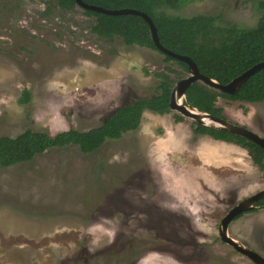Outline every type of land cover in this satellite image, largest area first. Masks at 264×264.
<instances>
[{"label": "rangeland", "instance_id": "rangeland-1", "mask_svg": "<svg viewBox=\"0 0 264 264\" xmlns=\"http://www.w3.org/2000/svg\"><path fill=\"white\" fill-rule=\"evenodd\" d=\"M262 2L161 10L249 28ZM92 21L56 0H0V135L88 130L156 94L157 73L176 82L190 74L156 49L98 36ZM25 89L28 103L20 102ZM218 105L264 137V102L221 96ZM177 114L146 110L137 130L95 152L69 145L0 167V264H256L221 239L219 225L264 189V168L239 145L196 135L195 120ZM229 234L264 256V207L233 220Z\"/></svg>", "mask_w": 264, "mask_h": 264}, {"label": "trees", "instance_id": "trees-1", "mask_svg": "<svg viewBox=\"0 0 264 264\" xmlns=\"http://www.w3.org/2000/svg\"><path fill=\"white\" fill-rule=\"evenodd\" d=\"M84 1L107 9L131 8L148 13L165 47L190 56L203 74L223 84L264 61V11L253 27L243 28L233 25L217 28L215 25L217 17L214 15L199 13L185 17L170 15L161 10L165 6L178 9L192 0ZM56 3L67 11L79 6L76 0H56ZM262 7L264 9V2ZM83 11L93 18L91 29L98 36L110 40L120 37L128 46L138 45L162 52L155 45L150 25L143 17L136 14H107L86 8H83ZM165 56L167 60H173L188 70L186 62L167 54ZM157 76L161 80L156 94L118 106L99 126L88 130L69 129L56 134L27 128L16 137L0 135V167H10L30 161L49 149L69 145H77L84 153L95 152L108 139H119L124 133L137 130L146 110L158 114L171 112V93L176 80L165 71L157 73ZM221 96L233 101L264 102V67L251 75L233 94L196 81L187 89L186 102L201 111L226 118L224 108L218 105V98ZM30 100L31 92L25 89L20 102L28 103ZM177 118L182 120L185 117L177 114ZM193 131L196 135H207L215 140L234 143L245 148L254 162L264 168V149L257 143L196 121ZM261 207H264V197L257 202L253 210ZM243 214L245 212L237 215L234 220Z\"/></svg>", "mask_w": 264, "mask_h": 264}, {"label": "water", "instance_id": "water-1", "mask_svg": "<svg viewBox=\"0 0 264 264\" xmlns=\"http://www.w3.org/2000/svg\"><path fill=\"white\" fill-rule=\"evenodd\" d=\"M76 1L78 5L83 8L92 9L102 13L114 14V15L136 14L143 17L150 25L152 37L157 48L167 55H170L176 59L186 62L188 65V70L190 74L187 77L179 79L173 87L171 93V103H170L171 109L176 110L185 117H190L194 119L196 122L200 124L212 125L216 128H220L234 135L247 138L257 143L264 149V137L258 135L256 132L252 131L248 127L231 122L226 118H222L210 114L208 112L201 111L186 102L187 89L189 88L190 85H192L196 81L203 82L204 84L214 87L220 91L233 94L244 82L248 80V78L251 75H253L255 72H257L258 70L264 67V61L255 64L248 70L244 71L242 74L232 79L230 82L223 84L217 79L203 74L200 71L195 60H193V58H191L190 56L176 53L165 47L160 41L157 27L152 17L148 13L138 9H131V8L107 9L101 6L88 4L84 0H76ZM263 197H264V189L256 192L251 196L242 199L228 211V213L223 217L219 225V232L221 239L224 242L230 244L238 252L248 256L256 264H264V256L255 249L246 246L240 240L232 237L229 234V227L231 222L235 219L237 215L253 210L256 207L257 202L261 200Z\"/></svg>", "mask_w": 264, "mask_h": 264}, {"label": "crops", "instance_id": "crops-1", "mask_svg": "<svg viewBox=\"0 0 264 264\" xmlns=\"http://www.w3.org/2000/svg\"><path fill=\"white\" fill-rule=\"evenodd\" d=\"M223 142H225V141H223ZM225 143H228V144H234V143H230V142H225ZM236 145V144H235Z\"/></svg>", "mask_w": 264, "mask_h": 264}, {"label": "bare ground", "instance_id": "bare-ground-1", "mask_svg": "<svg viewBox=\"0 0 264 264\" xmlns=\"http://www.w3.org/2000/svg\"><path fill=\"white\" fill-rule=\"evenodd\" d=\"M184 99V98H183Z\"/></svg>", "mask_w": 264, "mask_h": 264}]
</instances>
